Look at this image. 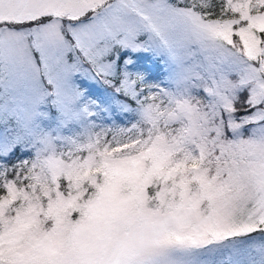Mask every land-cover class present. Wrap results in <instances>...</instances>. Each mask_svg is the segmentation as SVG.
<instances>
[{
  "label": "snow or ice",
  "instance_id": "snow-or-ice-1",
  "mask_svg": "<svg viewBox=\"0 0 264 264\" xmlns=\"http://www.w3.org/2000/svg\"><path fill=\"white\" fill-rule=\"evenodd\" d=\"M0 264H264V0H0Z\"/></svg>",
  "mask_w": 264,
  "mask_h": 264
}]
</instances>
